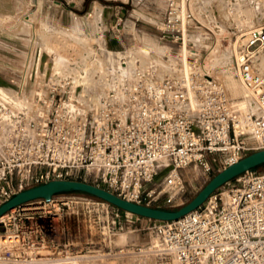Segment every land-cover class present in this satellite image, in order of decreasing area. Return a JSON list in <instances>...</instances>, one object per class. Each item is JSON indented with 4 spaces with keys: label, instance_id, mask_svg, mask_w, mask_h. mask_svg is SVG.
Segmentation results:
<instances>
[{
    "label": "built area",
    "instance_id": "obj_1",
    "mask_svg": "<svg viewBox=\"0 0 264 264\" xmlns=\"http://www.w3.org/2000/svg\"><path fill=\"white\" fill-rule=\"evenodd\" d=\"M165 1L157 48L139 40L117 49L100 29L94 46L58 65L50 53L25 51L0 84V205L34 185L75 179L175 208L186 192L185 168L210 173L264 149V23L237 29L243 42L233 64L242 88L231 92L204 58L195 0ZM121 19L113 27L119 39ZM140 218V228L127 230L148 240L121 243L122 219ZM0 225L17 249L11 255L27 261L264 264V171L244 172L174 220L67 192L19 205ZM78 242L81 255L73 252Z\"/></svg>",
    "mask_w": 264,
    "mask_h": 264
},
{
    "label": "rangeland",
    "instance_id": "obj_2",
    "mask_svg": "<svg viewBox=\"0 0 264 264\" xmlns=\"http://www.w3.org/2000/svg\"><path fill=\"white\" fill-rule=\"evenodd\" d=\"M194 6L198 19L196 25L207 34V47L203 50L207 65L231 92H240L242 87L233 64L234 55L243 42V36L237 29L241 25L264 23V0H195ZM122 7L123 12H120ZM166 8L165 0H0V78L3 82L10 81L13 70L20 68L27 50L31 51L32 57L42 50L57 60L70 56L80 58L87 51L86 47L95 45L91 44L100 36V29L114 48H121L123 42L139 40L157 48L162 45L157 25L164 19ZM119 17L122 18L119 25L123 32L121 39L113 32ZM136 28L143 32L139 33ZM246 102L249 104V99ZM220 168L215 165L210 173L193 165L185 168L186 192L173 207L188 203ZM260 170L264 171V167ZM141 221L142 218L134 223H125L122 219L125 229L120 236L121 243L131 239L141 243L148 240L149 236L144 231L127 230L128 227L140 228ZM3 232L0 225V236ZM1 239L5 240V237L1 236ZM10 244L9 240L0 244V254L4 253L8 258L0 264H106V261L81 260L80 257L69 262L62 260L61 263L27 261L24 257L11 255V251L17 249ZM76 245L74 253H85L81 251L79 242ZM60 249L64 250V247L60 246ZM117 261L119 264H139V259L135 263ZM152 263L155 264L154 261Z\"/></svg>",
    "mask_w": 264,
    "mask_h": 264
},
{
    "label": "water",
    "instance_id": "obj_3",
    "mask_svg": "<svg viewBox=\"0 0 264 264\" xmlns=\"http://www.w3.org/2000/svg\"><path fill=\"white\" fill-rule=\"evenodd\" d=\"M262 166H264V149L252 152L218 171L195 197L179 208L155 207L129 201L105 188L82 180L55 179L14 193L0 205V217L13 208L38 198L51 199L57 194L85 192L142 217L154 220H174L199 208L215 190L227 182L235 179L246 171L255 170Z\"/></svg>",
    "mask_w": 264,
    "mask_h": 264
},
{
    "label": "bare ground",
    "instance_id": "obj_4",
    "mask_svg": "<svg viewBox=\"0 0 264 264\" xmlns=\"http://www.w3.org/2000/svg\"><path fill=\"white\" fill-rule=\"evenodd\" d=\"M96 13H98V12H96ZM45 55H46V57H48L47 55H48V53H45ZM63 60V58L62 59H56V64L58 65V64H60L61 63V61ZM234 78V77H233ZM235 80H236V78H235ZM4 82L2 81V80H0V84H3ZM236 83V82H235ZM6 242V240H0V243H5ZM140 261V260H139ZM92 262V261H91ZM97 262V261H96ZM119 261H117V260H113V261H106V264H119L118 263ZM136 262V261H135ZM103 263V262H102ZM105 263V262H104ZM128 263V262H127ZM86 264H88V263H86ZM93 264H101L100 262H98V263H93ZM151 264H154V263H151Z\"/></svg>",
    "mask_w": 264,
    "mask_h": 264
},
{
    "label": "trees",
    "instance_id": "obj_5",
    "mask_svg": "<svg viewBox=\"0 0 264 264\" xmlns=\"http://www.w3.org/2000/svg\"><path fill=\"white\" fill-rule=\"evenodd\" d=\"M264 167V166H262ZM74 193H80V194H85V195H91V194H88V193H85V192H74ZM91 196H94V195H91Z\"/></svg>",
    "mask_w": 264,
    "mask_h": 264
},
{
    "label": "crops",
    "instance_id": "obj_6",
    "mask_svg": "<svg viewBox=\"0 0 264 264\" xmlns=\"http://www.w3.org/2000/svg\"><path fill=\"white\" fill-rule=\"evenodd\" d=\"M120 12H123V7L120 9ZM1 79V78H0ZM2 81H4L3 79H1Z\"/></svg>",
    "mask_w": 264,
    "mask_h": 264
}]
</instances>
